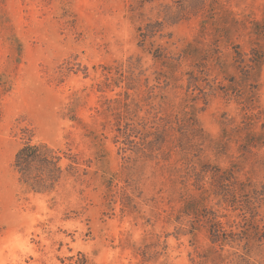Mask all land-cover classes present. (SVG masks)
<instances>
[{"label": "rangeland", "instance_id": "374dc122", "mask_svg": "<svg viewBox=\"0 0 264 264\" xmlns=\"http://www.w3.org/2000/svg\"><path fill=\"white\" fill-rule=\"evenodd\" d=\"M213 1L0 0V264H264V239L245 234L264 225V201L248 193L255 213L244 220L243 195L239 207V194L216 195L234 184L212 177L232 169V181L264 180V147L242 148L264 128V35L253 32L264 0ZM146 23L152 31L140 41ZM189 43L213 51L194 87L190 59L172 73L152 55L161 46L176 59ZM251 49L260 61L248 80L241 69L221 71L219 60ZM124 90L128 112L113 101ZM186 113L202 131L184 138L185 151L173 147L177 130L160 150L145 148V120ZM126 121L129 140L117 130ZM28 138L76 154L79 172L51 191L28 189L12 165ZM192 164L207 169L197 188ZM208 212L241 240L212 243Z\"/></svg>", "mask_w": 264, "mask_h": 264}, {"label": "trees", "instance_id": "16d2710c", "mask_svg": "<svg viewBox=\"0 0 264 264\" xmlns=\"http://www.w3.org/2000/svg\"><path fill=\"white\" fill-rule=\"evenodd\" d=\"M214 3H216V0L213 1L212 7ZM253 24V32L257 35H264V25H260V22H254ZM148 25L149 23H146L145 29H142L141 26L138 28L141 37L140 41H145V39L151 33L152 29L147 27ZM140 46H143V44H140ZM160 48L161 49H159L158 52H152V55L154 58L168 66L171 69L172 73L177 70L182 59L191 60V69L185 72V74L187 75V87L197 86V83H199V81H204L206 79L204 78V75H208V64L205 63L209 60V58L211 60V58L213 57V51L200 50L199 48L189 43L188 47L181 49V51L177 53V57L175 59L174 57L168 56L165 48L161 46ZM246 54L247 53H242L238 50H234L232 54V61L227 62L224 60H219L217 64L220 65V69L224 74L227 72V67L229 66L236 69H241V79L244 81L248 80L251 70H254V68L258 66L260 56L259 54H257L256 50L253 49H251L250 55ZM245 56H247L248 58H246ZM215 58L220 59L216 55ZM115 73L118 74V79L119 81H121L120 79L121 77L123 79L124 72L120 69H117L115 70ZM111 74V69H108L107 74H105L106 79H110ZM228 79L230 81V86H233L235 78L231 76ZM126 88L129 89L130 87L127 85ZM199 89L200 92H203L204 95L205 91H203L202 86H200ZM224 90L238 92V89L234 88H225ZM122 93L123 97L113 100L116 105L115 109H119L122 107L124 112H128L130 107V103L128 101V99L130 98V94L127 90H124ZM122 93L119 94L121 95ZM155 116L156 118H154L151 122H147V120H145L143 124V128H146L147 126L149 127V129L144 132L141 137L142 140H145V138H149V140L144 142L145 148H147L149 151H154L157 149L160 150L163 145L166 144V142L169 140L168 135H170V131L172 130H177V132H179V136L177 137L178 142L174 144L173 147L179 148L180 152L186 150L185 147L187 145L184 142V138L187 137L189 139H195L201 137L197 135L201 134L200 132L202 131V129L200 128L196 118L192 114L188 116V114L186 113V115L183 117L176 116L175 121L163 116H157V114H155ZM173 123H175L176 126H174ZM127 124H129V122L126 121L125 125L123 127H118L117 130L121 136L129 140L128 138L131 137L132 131L130 130L129 126H126ZM251 147H264V128L263 132L258 137H255L253 133L246 134V138L242 143V148L250 149ZM63 158L67 159V162L64 164L61 163ZM79 163L80 162L76 154L66 152L58 147L48 144L47 142L32 141L31 138H28L15 152L12 165L18 174V178L21 184L25 185L28 189L35 192H48L55 188L56 184L64 174L75 176L80 170ZM191 163L192 162H190V164ZM190 166L191 171L195 175L194 186L197 188L201 185V181L203 180L202 174L205 173L207 169L203 164L202 167L199 168L195 167L194 164ZM233 175L234 172L232 169H226L225 172H222V174L219 176L213 174L212 177L214 183H217L218 185H220V183L223 181L233 182L234 184L231 185L230 191H226L218 187L219 190L213 189V193L217 195L223 192H229L234 198H236V196L239 194V198L237 199L238 207L240 195H243L242 197H244V200H242L239 209L241 211V214H243V218L245 220L247 219L246 213L248 212V210L249 213H251L249 204H253L252 200H250V197L247 198L246 195L249 193V196H252V199H261L262 201H264V180H260L258 183L251 180L236 182L232 181ZM202 188H204V186H202ZM232 199H227L225 202L229 203L230 205H234ZM130 202L131 198L127 195V203ZM192 202V199H188L186 202V206L183 207L185 209L183 210V212H185L186 215H191V213H194L195 211L194 209L191 208V210L189 208L193 207L190 206L192 205ZM122 203L124 206H126L125 202ZM254 213L255 212H252L251 216H253ZM203 218L204 222L207 223L209 239L212 243L224 244L230 243V241H236L237 239L241 240V236H239V238L235 237V234H238L239 232L236 233L232 231V229L227 231L223 228L222 223L217 219V216L214 212L203 214ZM251 225V227L247 225L248 228L245 234H247L255 242L262 241L264 239V225L259 226L253 223ZM240 233H243V231L240 230Z\"/></svg>", "mask_w": 264, "mask_h": 264}]
</instances>
